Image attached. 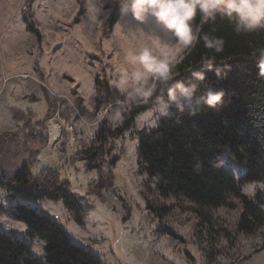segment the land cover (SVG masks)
Wrapping results in <instances>:
<instances>
[{
	"label": "rangeland",
	"instance_id": "obj_1",
	"mask_svg": "<svg viewBox=\"0 0 264 264\" xmlns=\"http://www.w3.org/2000/svg\"><path fill=\"white\" fill-rule=\"evenodd\" d=\"M117 1L35 0L33 20L42 36L39 43L22 17L25 0H0V135L9 132L18 140L0 157L2 166L9 172L16 170L28 160L30 151L37 150L31 169L35 175L54 167L62 180L86 191L96 205L88 214L81 211L82 222H78L62 199L12 197L13 191L0 187V203L5 209L0 212V230L25 240L31 254L44 256V241L28 238L26 224L8 212L23 203L61 222L72 241L96 253L103 264H264V226L255 234L238 231L240 199L232 197V207L215 208L212 222L200 223L194 203L173 194L163 196L148 184L139 163V133L158 126L164 103L140 113L129 130L106 142V159H117L109 166L116 193L104 189L101 199L87 191L99 174L95 168L87 169L82 160L71 162L72 156L89 149L100 128H119L123 113L147 99L119 90L127 100L106 107L97 117L82 115L74 108L81 96L86 108L93 111L97 78L114 86L118 69L125 66L117 23L125 29L142 26L156 31L169 42L174 39L151 17L139 25L121 6L118 21L104 36L103 25ZM183 55V50L177 51L173 65ZM44 86L52 98L61 100L60 111L46 121V130L35 133L14 118L13 108L32 109L36 117H42L47 110ZM66 107L74 110L64 120L61 114ZM52 120L62 126L55 143L50 139ZM222 163L238 178L247 167V161L233 157L229 147L223 148ZM243 193L264 196V184L244 183Z\"/></svg>",
	"mask_w": 264,
	"mask_h": 264
},
{
	"label": "trees",
	"instance_id": "obj_2",
	"mask_svg": "<svg viewBox=\"0 0 264 264\" xmlns=\"http://www.w3.org/2000/svg\"><path fill=\"white\" fill-rule=\"evenodd\" d=\"M34 2L25 0L22 17L28 30L41 43V33L33 20ZM120 6L118 0L103 25L104 36L118 21ZM200 24V14L197 13L193 25L197 39L192 46L183 49V57L173 65V78L167 82H156L155 91L147 96L144 103L123 113L119 128L113 131L100 128L92 146L85 151H77L71 162L82 160L86 162L87 169L97 170L99 176L88 187L89 193L101 199L104 189L116 193L114 173L109 166L117 159H106V142L129 130L140 113L167 101L170 103L169 112L160 118L158 126L139 133V163L147 175L148 184L163 196L173 194L194 203L200 223H211L212 210L222 206L232 207L230 199L236 197L242 203L238 231L255 234L264 226V196L245 195L243 184H264V29L237 34L234 23L219 15L197 28ZM204 34L222 38V50L207 48L202 39ZM206 59L213 61L211 67L205 65ZM36 69L42 75L40 68ZM196 73L203 74V81L196 80ZM177 82L197 84L191 105L180 108L169 101L168 91ZM96 88L93 111L86 108L83 97H77L74 108L80 114L97 117L106 107L127 100L105 78H97ZM208 90L223 93L214 107L204 102ZM44 93L47 110L40 118L32 109L13 108L14 118L23 121L26 128L35 133L37 129L46 130V121L60 111L61 100L52 98L45 86ZM73 110L66 107L61 114L63 119H68ZM16 141L12 133H2L0 157ZM224 147H229L233 157L247 161L246 170L239 178L222 163ZM33 151H30L27 161L11 172L5 170L0 161V187L13 191L12 197L40 201L62 199L65 206L75 213L77 221L82 222L81 210L69 192L72 185L62 180L60 171L54 167L35 175L31 169L38 153ZM105 166L108 170L104 169ZM3 211L5 209L0 203V212ZM8 212L14 219L26 224L28 238L38 237L44 241L45 253L42 257L31 254L25 240L0 230V264H103L96 253L74 243L63 224L44 210L17 203Z\"/></svg>",
	"mask_w": 264,
	"mask_h": 264
},
{
	"label": "clouds",
	"instance_id": "obj_3",
	"mask_svg": "<svg viewBox=\"0 0 264 264\" xmlns=\"http://www.w3.org/2000/svg\"><path fill=\"white\" fill-rule=\"evenodd\" d=\"M124 12L130 11L139 25H145L151 17L155 24L167 30L174 37L169 42L158 32L144 27L125 29L117 23L122 41L123 67L118 69L117 78L112 81L121 92L129 95L147 97L156 89V82H167L173 78L175 54L192 46L197 39V13L200 14L201 27L217 15L234 23V30L239 33H251L264 29V0H119ZM207 48L221 51L224 40L220 37L204 34ZM205 65L211 67L213 61L206 59ZM197 81H203L202 73L194 74ZM197 84L185 85L177 82L168 91L169 101L177 107L191 105ZM223 93L208 90L204 102L214 107ZM169 102H164L162 115H167Z\"/></svg>",
	"mask_w": 264,
	"mask_h": 264
},
{
	"label": "water",
	"instance_id": "obj_4",
	"mask_svg": "<svg viewBox=\"0 0 264 264\" xmlns=\"http://www.w3.org/2000/svg\"><path fill=\"white\" fill-rule=\"evenodd\" d=\"M69 192L82 212L88 214L95 209L96 205L90 201L83 189L71 188Z\"/></svg>",
	"mask_w": 264,
	"mask_h": 264
},
{
	"label": "bare ground",
	"instance_id": "obj_5",
	"mask_svg": "<svg viewBox=\"0 0 264 264\" xmlns=\"http://www.w3.org/2000/svg\"><path fill=\"white\" fill-rule=\"evenodd\" d=\"M122 24V23H121ZM50 133H51V143H55V141L58 139L62 126L59 122L50 121ZM44 164H46V161L44 160Z\"/></svg>",
	"mask_w": 264,
	"mask_h": 264
}]
</instances>
